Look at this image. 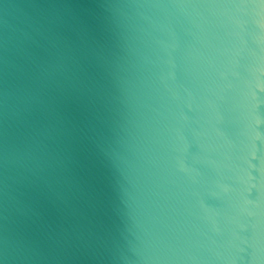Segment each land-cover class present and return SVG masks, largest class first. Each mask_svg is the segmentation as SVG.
I'll use <instances>...</instances> for the list:
<instances>
[{"label":"water","instance_id":"water-1","mask_svg":"<svg viewBox=\"0 0 264 264\" xmlns=\"http://www.w3.org/2000/svg\"><path fill=\"white\" fill-rule=\"evenodd\" d=\"M0 264H264V0H0Z\"/></svg>","mask_w":264,"mask_h":264}]
</instances>
